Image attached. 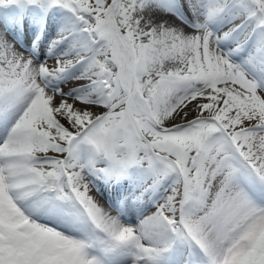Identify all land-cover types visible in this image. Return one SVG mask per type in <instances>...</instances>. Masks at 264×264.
Here are the masks:
<instances>
[{
    "label": "snow or ice",
    "instance_id": "obj_1",
    "mask_svg": "<svg viewBox=\"0 0 264 264\" xmlns=\"http://www.w3.org/2000/svg\"><path fill=\"white\" fill-rule=\"evenodd\" d=\"M0 264H264V0H0Z\"/></svg>",
    "mask_w": 264,
    "mask_h": 264
},
{
    "label": "bare ground",
    "instance_id": "obj_2",
    "mask_svg": "<svg viewBox=\"0 0 264 264\" xmlns=\"http://www.w3.org/2000/svg\"><path fill=\"white\" fill-rule=\"evenodd\" d=\"M98 199H101V198H98ZM101 201H102V199H101ZM103 202V201H102Z\"/></svg>",
    "mask_w": 264,
    "mask_h": 264
},
{
    "label": "rangeland",
    "instance_id": "obj_3",
    "mask_svg": "<svg viewBox=\"0 0 264 264\" xmlns=\"http://www.w3.org/2000/svg\"><path fill=\"white\" fill-rule=\"evenodd\" d=\"M97 198H100V197H97ZM102 199V198H101Z\"/></svg>",
    "mask_w": 264,
    "mask_h": 264
}]
</instances>
